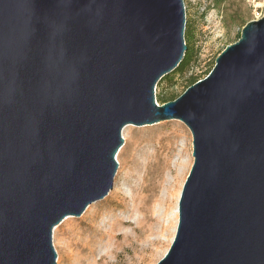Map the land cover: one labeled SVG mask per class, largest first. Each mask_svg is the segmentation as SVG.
<instances>
[{
    "label": "water",
    "instance_id": "obj_1",
    "mask_svg": "<svg viewBox=\"0 0 264 264\" xmlns=\"http://www.w3.org/2000/svg\"><path fill=\"white\" fill-rule=\"evenodd\" d=\"M183 0H0V264H55L54 227L112 188L126 124L178 119L193 163L157 264H264V11L158 104Z\"/></svg>",
    "mask_w": 264,
    "mask_h": 264
},
{
    "label": "rangeland",
    "instance_id": "obj_2",
    "mask_svg": "<svg viewBox=\"0 0 264 264\" xmlns=\"http://www.w3.org/2000/svg\"><path fill=\"white\" fill-rule=\"evenodd\" d=\"M183 2L186 20L184 39L187 48L185 52L189 53L190 60L188 65L181 73L168 75V77L157 83L155 88V99L159 105L164 103V100L167 102L177 98L180 94H182L183 91L188 86H190V78L194 77L196 81L204 78L214 66L215 58L221 53L226 45L237 40L242 26L246 22L252 20L255 14L254 8L250 5V0H183ZM259 3L264 9V0H259ZM171 123H176L178 126H180V129L185 131L189 137L188 156L186 157L187 159H183L184 161L181 166L182 170L185 171H183L184 174L179 189L181 193L183 183L193 163L192 135L188 127L178 119L162 120L153 124H145L140 126L126 124L124 127L127 126V128L124 129L123 127L124 130L122 129L121 133L123 137V143L115 155L118 166L114 175L112 188L102 199L89 204L81 213V215L66 216L59 224L54 227L52 233V243L57 253L55 264H102V261H100L101 257H104V261L106 259H111L118 264H126V259L131 257V253L134 250L129 241L127 244L125 242V245L123 244L119 246L116 254L111 252L113 251V246H115L114 242L116 240L112 241L111 243L107 242L108 239L106 241V238H108V234H110V232L114 234L116 232V234H120L122 232L119 231V229L117 230V228L121 229L122 226L118 227L119 225L117 223L114 224L113 216L109 213L114 208L113 215L121 214L119 210H121L122 207L118 206L117 204L114 206L109 204L107 206V203L105 202L110 197L109 195L112 190H117L118 192L120 191L118 193L119 196H113V198L114 200H118V202L120 201L123 204L132 205L134 203L143 202L142 197L144 196H142L143 194L139 184L142 182L144 175L147 173V166L153 158H146L145 156H143V158L138 151L133 149L134 145L130 143L133 141L132 138L134 141H138L147 139L149 136L158 133V131L161 133L168 131L169 125ZM128 128L132 130H128ZM174 161L172 162L173 166L168 167L169 169L167 171L166 166H160L162 169L159 168V170L162 173L160 171L159 172L164 178L167 177L166 174H168V176L173 174L175 165H178L177 161L176 164ZM179 164L181 165V163ZM157 166L155 165L156 169ZM126 174H134L129 176V179H131L133 182L131 181L132 183L127 185H122L121 183L119 184L118 180L122 179L123 175ZM179 196L176 202L179 200ZM162 198L163 196H155V198L154 196H151L150 199L152 201L150 199L144 201L145 206L148 209H156V215L158 211V203L161 202L160 199ZM149 200L151 204H149ZM169 211H171L169 213L170 215L174 210ZM137 216L141 218L142 214L137 213L136 217ZM175 219L176 220L173 228L174 230L172 229L171 232L172 235L168 237L169 239L167 238L166 234L164 237L162 236L164 243L162 242L155 249L156 253L153 264H157L159 259L163 257L173 240L178 222V210ZM144 220L142 219L141 223L139 224H147V222ZM91 231L94 233H91ZM102 232H106V237L104 236L102 238L103 240L101 238L99 239ZM151 238H153V236H151ZM144 244L146 245V243Z\"/></svg>",
    "mask_w": 264,
    "mask_h": 264
},
{
    "label": "bare ground",
    "instance_id": "obj_3",
    "mask_svg": "<svg viewBox=\"0 0 264 264\" xmlns=\"http://www.w3.org/2000/svg\"><path fill=\"white\" fill-rule=\"evenodd\" d=\"M125 128H127V126L124 127V129ZM128 130H132V129L128 128ZM132 140L133 141L129 143L134 145L133 149L135 151H138L142 155V157L145 156L146 158H149V157L153 158L149 162V165L147 166L148 167L147 173L144 175L142 182H140L139 184L142 190V194H143L141 195L144 196V197L141 196L143 198V202L134 203L132 205L123 204L122 202L120 201L118 202V200H114L113 198V196H117V195L119 196L118 193L120 191L118 192L117 190H112V192L109 195L110 197L109 198L107 197L108 199L105 203H107V206L109 204L113 206L117 204L118 206L122 207L121 210H119L122 215L121 214L113 215L114 208L111 210V212H109L110 215L113 216L114 224L117 223L119 225V226L117 225L118 227L122 226L121 229L117 228V230L119 229V231H122V232L120 234H116L117 232L115 234L110 232V234H108V238H106V241L108 239L107 242L111 243L112 241L116 240L114 242L115 246H113V251H111L115 254L117 253L119 246L123 245L125 242L127 244V242L129 241L130 245L133 247L134 250L132 252L133 254L131 253V257H129V259H126V264H133V263L153 264L155 253H156L155 249L158 247L159 244L163 242L162 236L164 237V235L166 234L167 238L170 237L172 235L171 233L172 229L174 228V224L176 220L175 217L177 214V202H178V201L176 202V200L180 193L179 189L181 186V180L185 172L184 170H182L181 166L184 161L183 159L184 158L187 159L186 157L188 156L189 137L185 131L180 129V126H178L176 123L175 124L171 123L169 125L168 131H165L163 133L158 131V133L149 136L147 139L134 141V139L132 138ZM173 161L175 164L177 161L178 165L177 166L175 165L172 175L170 174L168 176V174H166L167 177L165 176L166 178H164L163 175L160 174L161 172L159 170L160 166L161 165L164 167L166 166L167 167L166 171H167L169 169L168 167L173 166L172 165ZM179 163H181V165ZM155 165L156 166L159 165L157 166V169ZM160 169H162V167ZM130 175H134V174L123 175L122 179L118 180L119 184L121 183L122 185H127V184L132 183L133 181L129 179ZM151 196H154V198L155 196H163V198L160 199L161 202L158 203L159 205L157 206L158 211L156 215H155L156 209H148L144 203V201H147L148 199H150ZM149 204H151V202ZM169 210H174V211L172 214L169 215V213L171 212ZM137 213L139 214L141 213L142 217L141 218H139L138 216L136 217ZM142 219L143 220L145 219L144 221H146L147 224L140 225L139 223H141ZM91 233H94V232L91 231ZM105 233L106 232H102L99 239L100 238L102 239L106 235ZM151 236H153V238H151ZM144 243H146V245ZM100 261H102V264H118L111 259H106L104 261V257H101Z\"/></svg>",
    "mask_w": 264,
    "mask_h": 264
},
{
    "label": "trees",
    "instance_id": "obj_4",
    "mask_svg": "<svg viewBox=\"0 0 264 264\" xmlns=\"http://www.w3.org/2000/svg\"><path fill=\"white\" fill-rule=\"evenodd\" d=\"M238 37H239V35H238ZM238 37H237V39H238ZM189 60H190L189 53L185 52L184 57H183L182 61L179 63V65L173 71L164 75L159 81H161L162 79H165L166 77H168V75L181 73L185 69V67L188 65ZM195 81H196L195 78L192 77L189 79V84L191 85ZM164 102H165V100H164Z\"/></svg>",
    "mask_w": 264,
    "mask_h": 264
},
{
    "label": "built area",
    "instance_id": "obj_5",
    "mask_svg": "<svg viewBox=\"0 0 264 264\" xmlns=\"http://www.w3.org/2000/svg\"><path fill=\"white\" fill-rule=\"evenodd\" d=\"M250 5L254 8L255 14L253 19H258L263 14V7L260 5L259 0H250Z\"/></svg>",
    "mask_w": 264,
    "mask_h": 264
}]
</instances>
